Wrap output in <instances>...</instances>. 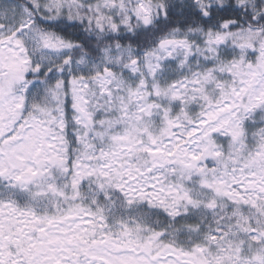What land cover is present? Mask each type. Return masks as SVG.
Returning a JSON list of instances; mask_svg holds the SVG:
<instances>
[{
  "label": "snow or ice",
  "instance_id": "obj_1",
  "mask_svg": "<svg viewBox=\"0 0 264 264\" xmlns=\"http://www.w3.org/2000/svg\"><path fill=\"white\" fill-rule=\"evenodd\" d=\"M0 264H264V0H0Z\"/></svg>",
  "mask_w": 264,
  "mask_h": 264
}]
</instances>
